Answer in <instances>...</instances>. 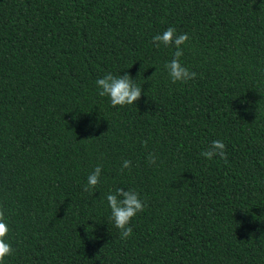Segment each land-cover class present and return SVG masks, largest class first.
Instances as JSON below:
<instances>
[{
  "label": "trees",
  "instance_id": "16d2710c",
  "mask_svg": "<svg viewBox=\"0 0 264 264\" xmlns=\"http://www.w3.org/2000/svg\"><path fill=\"white\" fill-rule=\"evenodd\" d=\"M168 27L187 83L153 43ZM109 73L140 100L101 97ZM214 140L226 160L201 156ZM118 188L145 203L126 240ZM0 205L4 264H264V0H0Z\"/></svg>",
  "mask_w": 264,
  "mask_h": 264
},
{
  "label": "clouds",
  "instance_id": "9594fccd",
  "mask_svg": "<svg viewBox=\"0 0 264 264\" xmlns=\"http://www.w3.org/2000/svg\"><path fill=\"white\" fill-rule=\"evenodd\" d=\"M189 39L190 37L186 33L177 34L174 27H168L162 34H157L153 37V43L157 48L163 45L164 47H175L176 49L173 59L164 66L174 84L178 82L187 83L196 78L197 74L190 71L181 63V57L184 54L182 46ZM95 84L99 90V95L101 97H108L113 107L136 104L143 93L142 88L134 82L130 74L116 76L109 73L103 78H98ZM145 143L147 142L145 141ZM225 149L226 145L222 140H214L207 150L201 152V156L208 160L217 156L226 160L227 154ZM148 163L151 165L156 164L154 154H149ZM130 168L131 161L124 160L120 170L123 172L124 169ZM101 172L102 166L98 165L88 175L87 183L83 187L85 192L94 189L100 183ZM106 200L111 209V219L114 226L120 232V238L124 240L130 238L133 234V228L130 226L131 222L145 208V203L140 199L139 193L131 189L118 188L114 193L108 194ZM9 233L10 228L7 223L6 213L3 206L0 205V264H4L6 257L11 256L14 251L8 242Z\"/></svg>",
  "mask_w": 264,
  "mask_h": 264
}]
</instances>
